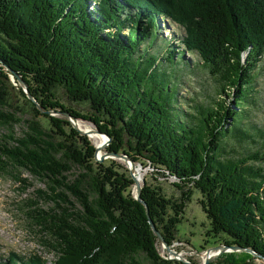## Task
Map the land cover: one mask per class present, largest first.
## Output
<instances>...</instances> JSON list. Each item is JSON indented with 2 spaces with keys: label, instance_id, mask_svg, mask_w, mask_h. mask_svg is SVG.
I'll return each instance as SVG.
<instances>
[{
  "label": "trees",
  "instance_id": "1",
  "mask_svg": "<svg viewBox=\"0 0 264 264\" xmlns=\"http://www.w3.org/2000/svg\"><path fill=\"white\" fill-rule=\"evenodd\" d=\"M161 22L184 35L172 42L159 37ZM186 52L211 75L214 96L180 95L181 64L192 66L191 78L197 74ZM262 62L264 0H0V126L10 129L0 136V174L25 169L47 182L37 194L55 207L40 211L39 223L54 264H141L142 257L150 264H194L160 254L147 208L173 246L195 191L210 220L208 237L264 257V126L249 111ZM60 90L92 113L67 106ZM39 107L94 123L110 138L105 153L174 178L180 197L146 180L138 201L124 164L98 161L96 146L65 115ZM22 122L27 131L18 138L11 129ZM247 141L256 150L235 156V144ZM74 166L82 172L71 183ZM220 258L257 259L247 252ZM0 264L48 261L13 252L0 256Z\"/></svg>",
  "mask_w": 264,
  "mask_h": 264
},
{
  "label": "rangeland",
  "instance_id": "2",
  "mask_svg": "<svg viewBox=\"0 0 264 264\" xmlns=\"http://www.w3.org/2000/svg\"><path fill=\"white\" fill-rule=\"evenodd\" d=\"M161 33L159 37H167V40L172 42L173 37H181L184 35V31L181 27L169 22H161ZM186 58L196 66V75L188 76L191 74L192 66L181 64V68L185 71L183 76L182 86L180 87V95L186 98H195L201 100L205 98L207 94L215 95V83L209 75L208 71L202 67L200 58L196 54L187 53ZM257 76V95L256 105L249 108L252 122L260 126H264V62L259 64L256 70ZM14 80V79H13ZM59 96L63 103L73 109L79 110L85 114H91L92 109L87 104H76L69 100L64 90L59 91ZM233 96V95H232ZM216 97V96H215ZM230 101V98H227ZM9 114L11 109L5 110ZM56 116H62L60 114H54ZM23 121L29 120V115L22 116ZM79 121V120H78ZM90 126H93L96 130L94 123L80 120ZM9 128L0 126V136L9 134ZM16 137L21 138L27 131V125L25 122L15 125L12 129ZM91 142L93 140L87 135ZM109 142L108 140L106 141ZM95 146V144H94ZM108 144L106 145V147ZM105 147V148H106ZM105 148L102 153H98L99 161L103 162L109 158L119 161L124 164L128 169L129 166L133 168L135 166L143 174L141 186H144V181L148 180L153 185H160L164 188V191L169 197H180V191L174 186V178H165L160 175L150 165H143L140 163L126 162V159L121 157H105ZM256 144L250 141L236 143L235 144V156H239L240 153L249 150H256ZM130 170V169H129ZM131 171V170H130ZM82 170L74 166L72 173L68 175L69 181L75 182L78 175ZM135 175V172L131 171ZM21 177L27 180V184H22L17 178ZM136 194V184L134 186ZM47 182L33 176L28 170H14L13 172L0 174V256L7 258L11 253L15 252L19 255H25L27 257L38 254L48 261V264H54L56 254L54 250L43 243V239L48 237L46 232H41L42 225L39 223V219H42L40 211H49L55 207L52 201L48 198H39L38 190H47ZM69 194V192H67ZM70 199L74 201L75 207L81 209L80 204L70 194ZM202 195L199 191H195L188 202L183 220L177 225V237L180 242H175L172 246L175 252L180 254L181 259H191L194 263L200 264L208 257V250L221 246L222 238L208 237L206 234L211 229L210 220L204 212L200 200ZM38 211V212H36ZM205 245L206 250L202 249ZM163 244L159 245V252L162 256L166 257V252ZM220 250H211V254L218 253ZM213 252V253H212ZM168 257H172L168 255ZM141 264H150L144 257L141 258ZM210 264H226L222 258H215ZM254 264H264V260L256 259Z\"/></svg>",
  "mask_w": 264,
  "mask_h": 264
},
{
  "label": "water",
  "instance_id": "3",
  "mask_svg": "<svg viewBox=\"0 0 264 264\" xmlns=\"http://www.w3.org/2000/svg\"><path fill=\"white\" fill-rule=\"evenodd\" d=\"M19 81H20L21 86L24 88V91L26 92L28 98H29L31 101H33V102L36 103V100H35L34 97L30 94V92H29V90H28V87H27V85L24 83V81L22 80V78H19ZM39 109H40L43 113H48V114H51V115H54V114H62V115H65V116L67 117V119H68L69 121H71V123L73 124L74 128L77 129L82 135H85V133H83L82 131H80V130L78 129V127L75 125V122L78 121V119L75 118L72 114H70V113H68V112H62V111H60V112H56V113H55V112H52V111H45L42 107H39ZM96 130L98 131L99 134L104 135V136L107 138V140L110 142V138H109L106 134L102 133V132H101L99 129H97V128H96ZM109 142H108V143H107V142L105 143L104 148L106 147L107 144H109ZM109 156H111V157H121V158H124V159H126V162H130V163H132V165L135 163V162H134L133 160H131L127 155H122V154H109V153H105V154L102 156V159L105 158V157H109ZM96 158H97V160L99 161V158H98V149H97V152H96ZM129 169L132 171V167L129 166ZM131 171H130V172H131ZM131 175H132V177H133V179H134V181H135V184H136V194L134 193L135 198H136L138 201H140V202L143 203V200H142V198H141V194H142V186H141L140 182L137 181L135 175L132 174V173H131ZM144 184H145V181H144ZM147 215H148V218H149L150 224H151V226H152V229L154 230L155 234H156V235L158 236V238H159L160 243L163 244V246H164V248H165V250H166L165 252H166V254H167V257H168V255H171V256H172V257H168V259L179 260V261H183V262H186V263H190L188 260L181 259V258H180V254H179L178 252H175V251L173 250L172 246H170V245L165 241L163 235L158 231V229L156 228L155 223H154L153 220L151 219L148 208H147ZM211 250H216V251L220 250V251H219L215 256L211 257V256H210V255H211ZM232 252H247V253L252 254V255H253L254 257H256L257 259L264 260V257H263L261 254L255 252V251L252 250V249L242 248V247H239V246H227V245H223V244H222L221 246H217V247H215V248H212V249L208 250V257H206L205 261L202 262V263H200V264H210L212 261L215 260V258H219L221 255H223V254H225V253H232ZM191 264H192V263H191ZM194 264H196V263H194Z\"/></svg>",
  "mask_w": 264,
  "mask_h": 264
},
{
  "label": "bare ground",
  "instance_id": "4",
  "mask_svg": "<svg viewBox=\"0 0 264 264\" xmlns=\"http://www.w3.org/2000/svg\"><path fill=\"white\" fill-rule=\"evenodd\" d=\"M75 125L78 127V129L80 131H82L83 133L87 134L93 140L96 148L98 149V153L101 154L102 150L104 148V145H105V143L107 141V138L104 135L99 134L98 131L95 130V128L93 126H90V125H88V124H86V123H84V122H82L80 120L76 121ZM132 169L135 172V177H136L137 181L141 182L143 174L135 166H133ZM134 193H135V188H134ZM216 254L217 253H214V254H211L210 256L213 257Z\"/></svg>",
  "mask_w": 264,
  "mask_h": 264
},
{
  "label": "built area",
  "instance_id": "5",
  "mask_svg": "<svg viewBox=\"0 0 264 264\" xmlns=\"http://www.w3.org/2000/svg\"><path fill=\"white\" fill-rule=\"evenodd\" d=\"M166 257H167V255H166ZM168 258V257H167Z\"/></svg>",
  "mask_w": 264,
  "mask_h": 264
}]
</instances>
